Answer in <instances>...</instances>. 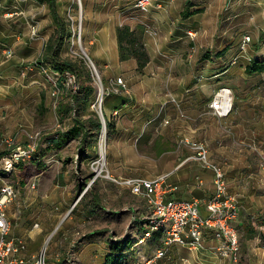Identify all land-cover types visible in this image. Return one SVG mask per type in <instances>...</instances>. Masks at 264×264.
<instances>
[{
    "label": "rangeland",
    "instance_id": "1",
    "mask_svg": "<svg viewBox=\"0 0 264 264\" xmlns=\"http://www.w3.org/2000/svg\"><path fill=\"white\" fill-rule=\"evenodd\" d=\"M7 1L0 0V153H3L0 157V186L5 182L15 185L16 197L8 203V212L13 222L12 231H16L17 234L14 236L25 237L27 241L26 254L29 259L27 264H34V257L40 251H44L47 264H104L107 255L112 257V264H141L142 257L153 256L159 245L152 239L138 243L140 227L143 217L147 214V207L143 206L142 198L135 196L126 187L115 184L107 177V172L115 177L118 175L109 171L108 167L111 164L107 163L108 143L113 137V132L108 136L107 128L101 129L95 146L85 150L84 155L80 154V148L83 145L81 138L68 140L62 145L54 143V139L59 134L74 124L75 116V110H73L63 120L59 119L56 104L58 102L75 105L72 94L79 90V80L76 77L75 80L70 79L68 77L70 72H66L64 76L54 72L51 59L45 56L46 46L43 45L40 30L39 37H31L29 25L33 20L27 12L31 0H12L13 4ZM67 1L63 5L65 7L59 9L60 13L69 21L73 20L75 29L81 30L82 34L80 38L79 33L73 36L72 32L65 38L60 52L63 58L75 57L70 53L73 42V49L76 52L82 55V49L89 52L84 28L85 0ZM234 1L227 0L226 9L229 10L233 6L234 10L242 13V18L239 17L231 22L228 18L225 23H222L220 18V23L214 18L217 9L209 8L208 22L210 23L206 28L207 33L205 31L197 33L196 37L199 38L197 42H193L195 45L203 43L202 51L210 48L213 55L215 50L227 45L229 47L224 53V59L230 65L229 67L236 66L232 63L235 57L237 63H240L236 66V74L218 75L212 82H216L217 88L222 84L233 85L232 111L228 116L231 120L241 122L242 129L224 130L225 118L210 114L212 122L210 132L212 135L213 133L214 135L215 133L226 134L219 137L227 145L228 150L236 151L232 153V156H236L237 159L231 161L215 151L219 141H215L213 136L211 137L212 146L215 144L217 146L214 148V159H212L222 165L224 170L226 169L228 187L231 192H237L239 195L238 228L241 248L239 261L236 264H264V72L248 75L243 68L248 62L246 58L248 53L264 43L263 22H258L262 29L257 35L252 26L253 16L264 7V0H238L239 3L236 5ZM133 3L132 1L129 5L132 6ZM117 4H123L122 8H116L118 12L126 6L124 2ZM129 10L138 16L147 17L148 14L147 10L133 6L123 11V14L121 13L120 21L123 22ZM201 34H203L202 40ZM246 35L251 36V41L247 42L246 49H243L242 42ZM9 46L14 49V56L10 59L4 54V49ZM38 56L43 57L48 72H44L40 67L27 68L28 62ZM93 62L103 85L106 86L108 83L102 69L94 60ZM85 65L92 75L93 83L96 84L97 76L94 68L86 60ZM212 72V69L206 71L207 74L213 75ZM57 86L60 92L54 95L53 91ZM95 96L96 91L89 104L90 110H95L92 107ZM213 97L214 94L211 100ZM182 100L172 99L180 118L185 122L190 121L188 118L190 114L185 111L187 99ZM84 117L86 118L87 115ZM104 117L106 119L105 115ZM229 118L228 123H230ZM159 122L148 124L142 136L146 137L147 141L134 147L136 151L145 155L142 166L135 165V168H131L133 164L116 162V166L123 170L122 177L149 175L150 168L159 157V151L165 145L176 150L174 154L178 157L191 154L190 148L186 146L179 148L176 143V140L181 139V135L186 132L173 135L169 130L170 123L163 130L160 126L154 128V125H159ZM153 137L155 140L149 142ZM163 137L168 138V143L160 144L159 141ZM29 144L35 146L31 156L23 155L17 160V155ZM103 144L104 159L101 150ZM18 162H21V167L15 166ZM39 164L43 166L42 170L39 169ZM102 164L104 165L102 174L90 186L89 182L97 166ZM174 164V162L171 163V168ZM41 171L42 180L38 174ZM136 171L139 175L135 174ZM199 171L190 166L185 179L192 178V175ZM207 171L204 169L200 174L211 179ZM32 178L39 179V186L37 185L36 188L28 187ZM185 179L183 180L186 181ZM99 181L108 183L104 194L100 192L104 186L99 184ZM51 183L54 187L58 185L59 189L71 191L70 195L76 194V196L71 197L69 201H66L68 195L61 199L63 206L56 203L59 210L55 211L64 212L67 207L70 210L49 225L41 219L37 220L41 215L36 216V204L48 209L55 207L56 204L41 201V195L44 192L38 190L41 188L46 190ZM168 183L166 179V184ZM88 186H90L89 190L83 196ZM81 196H83L82 199H80ZM185 196L192 199L190 195L185 194ZM196 196L201 201H205L209 194L206 196L196 194ZM93 207L94 209L91 210ZM20 222H22L21 225ZM35 222H39L41 230L34 228ZM246 225L254 229L253 238L247 237ZM155 264L233 263L229 259L213 255L209 250L205 252L174 246Z\"/></svg>",
    "mask_w": 264,
    "mask_h": 264
},
{
    "label": "crops",
    "instance_id": "2",
    "mask_svg": "<svg viewBox=\"0 0 264 264\" xmlns=\"http://www.w3.org/2000/svg\"><path fill=\"white\" fill-rule=\"evenodd\" d=\"M56 1L58 10L65 7L63 5L68 2L67 0ZM132 1L134 3L131 6L129 3ZM7 2L13 4L12 0ZM121 2H124L126 6H124V9H119L118 12L116 8H122L123 4L117 3ZM226 2L227 0H151V5L147 10V17L138 16L132 10H129L130 12H127L122 22L120 21L121 13L123 14V11L125 12L127 9L135 6L136 0H85L84 28L90 52L88 54L102 69L107 83L110 79L122 76L127 84L126 89H121L117 93H108L103 100L104 115L115 123L113 137H111L108 143L107 163L111 164L108 167L109 171L113 172V174H118L117 177L122 176L123 172L121 168L116 166V162L118 161L133 164L131 168H135V165H143L145 155L140 151H136L135 148L138 144L147 141L146 137H142L143 131L147 128L148 124L156 121L157 123L160 122L159 125H154V128L160 126L163 130L170 123L169 130L173 135L185 131L186 134L181 135V137H191L205 141L210 148L212 158L214 157V148L217 146L216 144L212 146L211 137L213 136L215 141H219L218 149L215 148V151L220 152L231 161L237 159L236 156H232V153H236V151L233 152V149L228 150L227 145L219 137L226 136V134L215 133L214 135L213 133L212 135L210 132L212 131L210 114L214 115V113L209 104L212 95L220 87L225 86L232 90L234 89L233 85L230 84H222L217 88L216 82H212V80L217 78L218 75L226 73L228 75L236 74V66L240 65V63H233L236 66L229 67L230 65L224 59V53L229 47L227 45L215 50V54L213 55V51L210 48L205 49L204 52L202 51L203 43L195 45L193 42H197L199 38L196 37L197 33L199 34L203 31L207 33L206 28L210 23L208 22V18L210 17L209 8L217 9L214 18L220 23V18H222V23H225L228 18L231 22L242 16V13L234 10L233 6L229 10L226 9ZM238 3V0L234 1L235 5ZM184 9L190 11L188 17L182 16ZM27 12H29L32 20H36L39 23L42 37L48 40L56 28L48 5L40 3L37 0H31ZM259 21L264 24V7L253 16L252 26L255 29V35L262 29V26L258 24ZM123 24H128L131 27H135L137 24L145 26L144 41L150 55V60L143 69V72L137 71V61L135 58L120 59L117 27ZM73 28L74 21H70L69 30L72 32ZM223 29L224 33H226L225 27ZM202 38L203 34L200 35L201 40ZM9 47L12 48L11 46ZM206 54L209 55L207 58H205ZM248 55L253 58H264V43L258 45ZM34 59H31L28 64ZM211 69L213 70V75L211 73L207 74L206 71ZM173 98L179 101L187 99L185 111L190 114L188 117L190 121L185 122L177 114L176 105L172 101ZM115 111H118V113L114 114ZM223 118H225V122L223 123L224 130L233 129L239 131L242 129L241 122L231 120L229 116ZM228 118L230 123H228ZM166 120L169 122L166 123ZM153 140H155L154 137L149 142ZM167 140V137H163L159 142L160 144H166L168 143ZM178 140H176L177 145ZM182 146L185 145H178L179 148ZM175 151L169 145L163 146L159 151V157L156 159L154 166L150 168V174L143 176L139 175L137 171L135 174L147 178L168 174V186H177V189L172 193H167V196L176 199H190L185 194L190 195V197L192 196L191 198L198 197L196 194L202 196L209 194L210 196L214 192L213 172L203 167L197 160H186L191 156L192 150L191 154L184 157H178L174 154ZM172 162L175 163L173 168H171ZM190 166L200 171L194 173L192 178L185 179ZM201 167L208 170L207 172L212 177L211 179L205 178L204 175L200 174L201 171H204ZM38 174L40 180H42V171ZM197 177L201 178L202 182H199ZM99 184L104 186L103 190L100 191L104 194V190L107 188L106 184L108 183L99 181ZM28 187L31 188L30 181ZM43 189H38L44 192L41 195V201L51 202V204L60 203V206H63L61 199L65 198V196H69L66 201L76 196V194L70 195L71 191L66 192L59 189L58 185L54 187L52 183L46 190ZM142 202H144L143 206H146L145 201L142 200ZM36 208V216L37 214L41 215L37 220L41 219L49 225L70 210L67 207L64 212H57L55 211L59 210L57 204L51 209H48V207L43 208L36 204ZM93 209L94 207L91 210ZM19 224L21 225L22 222ZM11 233L13 236L17 235L16 231H12ZM26 238L28 239L29 237ZM207 242L209 244L216 243L211 237H207Z\"/></svg>",
    "mask_w": 264,
    "mask_h": 264
},
{
    "label": "built area",
    "instance_id": "3",
    "mask_svg": "<svg viewBox=\"0 0 264 264\" xmlns=\"http://www.w3.org/2000/svg\"><path fill=\"white\" fill-rule=\"evenodd\" d=\"M150 5L151 0H136L135 3L137 8L143 10H148ZM29 27L31 37H39V23L33 20ZM72 32L73 36L79 33L78 35L81 38V30L78 31L74 27ZM250 41L251 36L246 35L242 42V48L246 49V44ZM46 43L43 38L44 47ZM73 47L74 42L71 45L70 53L83 57L94 68L97 78L95 79L96 96L92 107L95 108L102 119V129H106V119L103 112L104 97L108 93H117L121 89H126V81L122 76H118L110 79L108 84L104 86L95 63L89 54L82 49V55L76 52ZM4 54L7 58H10L13 56L14 51L12 48L6 47ZM246 58L248 61L252 59L249 55ZM236 62L237 58L235 57L233 63ZM34 67H40L44 72H48L43 57L38 56L27 65L29 69ZM68 77L75 80L76 76L71 73ZM59 92L60 89L57 86L53 94L58 95ZM231 94V89L228 87H221L215 92L209 106L218 117H227L232 111ZM117 113L118 111L114 112V114ZM165 122L168 123L169 121L166 120ZM178 145H185L192 150L191 156L186 160H197L203 167L213 172L214 192L205 201H201L199 198L187 200L167 196V193H172L177 189V186L166 184L168 174H161L154 178L142 176L115 177L107 172V177L111 181L126 187L132 194L145 201L147 214L143 217L144 230L139 242H145L146 239L152 238L156 232L160 233L157 252L153 256H143L141 264H155L158 259L166 256L174 246L205 252L209 250L213 255L229 259L233 264H236L239 261L241 248L238 228L240 213L238 195L229 190L225 170L222 165L212 159L210 148L206 142L191 137H182L179 139ZM34 150L35 146L29 144L26 149L17 155L16 159L19 160L23 155L31 156ZM103 170L95 171L89 182L90 186L102 174ZM197 179L202 182L201 178L197 177ZM37 182V179H32L30 181L31 188H36ZM15 197L16 188L13 183L5 182L0 186V264H27L29 260L26 254V239L15 237L11 233L13 222L9 216L8 203L14 200ZM33 226L39 228L40 224L35 222ZM207 237L213 238L216 243L209 244ZM34 264H47L44 251H40L34 257Z\"/></svg>",
    "mask_w": 264,
    "mask_h": 264
},
{
    "label": "trees",
    "instance_id": "4",
    "mask_svg": "<svg viewBox=\"0 0 264 264\" xmlns=\"http://www.w3.org/2000/svg\"><path fill=\"white\" fill-rule=\"evenodd\" d=\"M40 3H46L49 7L50 13L56 25L54 33L50 36L46 43L45 56L51 59L53 64V70L56 73H59L60 76H64L66 72L73 73L76 78L79 80V90L74 91L72 94V99L75 105H68L66 103L56 104V112L59 116L58 118L63 120L66 118L71 111L75 110L74 124L69 127L66 131L59 134L54 143L56 145H62L66 141L76 138H81L83 140V145L80 148V154H86L88 148L94 147L97 142V136L102 129V121L97 111L90 110L89 104L92 99V96L95 93V84L93 83V78L90 71L85 65V60L79 55H71L75 57H61L60 52L65 43V38L70 36L72 32L69 30L70 21L65 16H63L57 6L56 0H37ZM190 11L184 9L182 11V16L188 17ZM145 37V26L143 24H137L135 27H131L128 24L119 25L117 27V40L119 47V56L121 60H126L129 58H135L137 61V71L143 72V69L148 64L150 60V55L144 41ZM209 55L206 54L205 58ZM234 60V59H233ZM232 60V63H233ZM245 73L248 75L258 74L264 72V58H253L251 61L246 62L244 66ZM225 87V86H222ZM221 88V87H220ZM219 88V89H220ZM42 102V107L43 106ZM78 107V108H77ZM87 117L85 118L84 116ZM106 128L108 136L115 130V123L112 119L106 117ZM3 156V153H0V157ZM21 167V162H18L17 165ZM39 169L42 170L40 164ZM113 182V181H112ZM89 188L84 192L83 196ZM80 199H82V197ZM96 197V195H95ZM143 222V221H142ZM246 233L248 238L254 237V229L246 225ZM144 228L143 225L140 227L142 235ZM160 233L156 232L153 234L152 239L157 244L159 243ZM113 259L111 256L106 257V262L104 264H112Z\"/></svg>",
    "mask_w": 264,
    "mask_h": 264
},
{
    "label": "bare ground",
    "instance_id": "5",
    "mask_svg": "<svg viewBox=\"0 0 264 264\" xmlns=\"http://www.w3.org/2000/svg\"><path fill=\"white\" fill-rule=\"evenodd\" d=\"M227 91H228V90H227ZM103 143H104V142H103ZM103 147H104V144H103L102 147H101V150H102V153H103V159H104V150H103ZM103 166H104L103 164H102V166L99 165L98 168H97V170H98V171H102V170H103Z\"/></svg>",
    "mask_w": 264,
    "mask_h": 264
},
{
    "label": "water",
    "instance_id": "6",
    "mask_svg": "<svg viewBox=\"0 0 264 264\" xmlns=\"http://www.w3.org/2000/svg\"><path fill=\"white\" fill-rule=\"evenodd\" d=\"M101 121H102V119H101Z\"/></svg>",
    "mask_w": 264,
    "mask_h": 264
}]
</instances>
